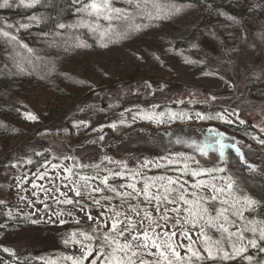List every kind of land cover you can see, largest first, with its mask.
Segmentation results:
<instances>
[{
    "label": "rangeland",
    "instance_id": "1",
    "mask_svg": "<svg viewBox=\"0 0 264 264\" xmlns=\"http://www.w3.org/2000/svg\"><path fill=\"white\" fill-rule=\"evenodd\" d=\"M141 3V14L154 9L152 0L147 5L143 0ZM114 7L124 8L126 4L114 0ZM2 9L0 29L12 34L22 29V24L29 27L39 23L37 14L9 18ZM237 10L232 12L234 18L246 15L242 7ZM157 11L163 16L155 26L133 35L129 29L133 20L129 19L126 27L119 24V30L125 27L127 35L112 38L113 43L90 52L95 65L103 66L88 74L93 87L64 101L56 100L49 92H39L28 106L13 109L26 132L7 142L0 139V201L4 202L0 204V224L6 225L0 228V264H68L63 257L78 254V248L65 245L64 240L72 232L87 228L88 221L73 205L57 202L66 197L79 199L62 186V182L70 185L66 178L70 174L62 172L64 167L81 175H94L95 169H82L81 165L100 164L102 169L118 170V163L123 161L135 169L140 162L171 157L174 163L167 167V174L176 176L180 173L173 169L182 167L180 161L188 157L199 160L201 168L221 166L219 150L209 149L206 156L198 151L197 145L206 141L222 138L225 144H235L247 161L264 147L259 143L264 140V11L247 18L243 35L232 27L234 32L224 39L208 27L191 35L197 14L192 7L165 4ZM9 24L14 27L8 29ZM161 112L166 114L163 123L143 118L155 113L160 119ZM168 113L183 114V118L169 120ZM197 113L212 119H200ZM218 113L224 118H216ZM138 129L157 133L146 143L137 137ZM178 139L183 143H176ZM105 157L114 163H108ZM224 161L228 168L224 175L240 182L238 175L244 163L235 149H225ZM187 162L196 167L191 160ZM145 171L160 175L166 169L153 165ZM181 179L192 184L206 178L187 175ZM240 193L248 196L239 189ZM92 207L95 215L96 206ZM69 210L75 215L60 217L65 220L63 224L53 215ZM259 211L260 206L245 216L263 220ZM76 217L80 218L79 225ZM35 219L39 222L31 223ZM207 231L218 238L215 230ZM193 239H197L195 234ZM5 248L10 251L5 252ZM249 254L264 258L255 250ZM224 264L245 262L237 259Z\"/></svg>",
    "mask_w": 264,
    "mask_h": 264
},
{
    "label": "snow or ice",
    "instance_id": "2",
    "mask_svg": "<svg viewBox=\"0 0 264 264\" xmlns=\"http://www.w3.org/2000/svg\"><path fill=\"white\" fill-rule=\"evenodd\" d=\"M13 2L0 0V8H11ZM20 2L24 3V0ZM39 2L28 0L26 6L32 7ZM124 2L126 7L120 8L114 7V0H70L76 6L79 22L75 25L57 22L56 27L66 29L84 25L93 32H99L103 38L112 31L115 21L131 19L129 9L135 12L142 6L141 0ZM148 3L149 0H143L144 5ZM152 3L159 9L155 0ZM175 11L179 12L180 9L175 8ZM229 19L234 20L233 17ZM101 21L107 22V27ZM6 27L11 29L14 26L9 24ZM20 27L27 25L22 24ZM117 34L125 36L127 32ZM0 35L12 42L17 41V37L10 31L0 29ZM165 115L161 112L160 119H157L155 113L145 114L143 118L163 123ZM167 116L169 120H175L178 116L183 118V114L178 113H168ZM197 117L212 119L211 116L204 117L199 113ZM29 118L36 119L35 116ZM132 118L136 119V116ZM216 118L224 117L218 113ZM240 123L245 121L240 120ZM111 127L115 128L116 125ZM216 135L222 136L220 133ZM100 139L103 140V136ZM176 143L183 141L178 139ZM259 143L264 144V140H259ZM229 147L235 149L240 161L248 169L255 170V166L247 162L239 147L225 144L222 138L197 145L198 151L204 156L208 155L209 149L219 150L221 166L201 168L199 160L188 157L180 161L182 167L173 169L180 173L176 176L167 174V167L174 163L171 157H162L160 162L143 161L135 169L129 168L123 161L118 163V170L107 167L102 169L100 164L81 165L82 169H95L94 175H81L64 167L62 172L70 174L66 177L70 185L62 182V186L74 192L79 199L66 197L63 201L57 199V202L73 205L76 212L83 213L88 227L72 232L64 240L65 245L77 247L78 254L66 255L63 259L68 264H224L237 259L245 264H264V258L249 254L250 250L264 254V220L245 216L246 212L255 211L264 204V200L238 194L239 182L234 176L224 175L228 171L224 161L225 149ZM105 159L108 163H114L110 158ZM187 160H191L196 167L192 168ZM153 165L157 169L165 167V173L148 175L145 169ZM56 167L53 165V168ZM187 175L206 179H198L189 184L181 179V176ZM61 195L66 196L65 193ZM3 203L0 201V204ZM93 205L96 206L95 215ZM53 215L63 224L65 220L60 217H72L75 213L69 210L54 212ZM38 222L39 219L31 221L33 224ZM75 222L79 225L80 218L76 217ZM3 227L6 225L0 224V228ZM209 229L219 233L218 238L209 235ZM193 234L197 239H193ZM4 251L10 250L5 248Z\"/></svg>",
    "mask_w": 264,
    "mask_h": 264
},
{
    "label": "trees",
    "instance_id": "3",
    "mask_svg": "<svg viewBox=\"0 0 264 264\" xmlns=\"http://www.w3.org/2000/svg\"><path fill=\"white\" fill-rule=\"evenodd\" d=\"M155 2L162 9L165 4L192 7L197 14L196 23L191 27L190 34L194 35L199 28L208 27L223 39L230 37L231 31L234 30L232 27L238 29L239 34L244 33L247 18L251 15L260 16L264 11V0H155ZM26 5L15 1L11 8L2 9L9 18L37 14L40 19L38 24L19 29L14 34L17 37L16 42L0 35V139L5 142L26 132L17 121L18 118L13 115V109L28 106V102L39 92H49L56 100L64 101L93 87L88 74L94 69L102 70L103 66L95 65L92 57L89 58L90 52H97L104 45L113 43L112 38L120 37L121 35L117 33L126 30L128 24V20L115 21L112 31L101 38L99 32H93L84 25L66 29L56 27L57 22L66 25H75L79 22L76 6L72 5L70 0H40L32 7ZM237 7L243 8L246 14H243L244 17L237 19L232 16V12H238ZM130 16L133 25L129 29L134 35L157 24L163 15L154 7L142 14L140 8L136 9ZM229 17H233L234 20H230ZM101 23L107 27V22ZM120 23L125 25L121 31ZM46 115L48 116V113L44 114ZM156 133L148 129H138L136 134L142 142L147 143L151 142ZM255 158L247 161L255 166L254 171L248 169L245 164L243 169H240L239 189L257 200H264L262 171L264 147L258 150ZM259 214L264 220V204L260 205Z\"/></svg>",
    "mask_w": 264,
    "mask_h": 264
}]
</instances>
